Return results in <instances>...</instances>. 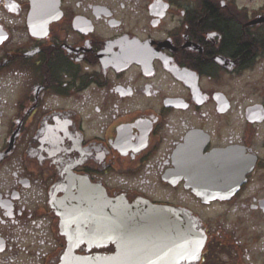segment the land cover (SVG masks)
<instances>
[{"label": "flooded vegetation", "instance_id": "obj_1", "mask_svg": "<svg viewBox=\"0 0 264 264\" xmlns=\"http://www.w3.org/2000/svg\"><path fill=\"white\" fill-rule=\"evenodd\" d=\"M261 19L243 0H0V264H61L57 205L88 188L190 220L204 244L180 264H264V100L232 95L264 67Z\"/></svg>", "mask_w": 264, "mask_h": 264}, {"label": "water", "instance_id": "obj_2", "mask_svg": "<svg viewBox=\"0 0 264 264\" xmlns=\"http://www.w3.org/2000/svg\"><path fill=\"white\" fill-rule=\"evenodd\" d=\"M56 212L68 242L61 264H180L193 261L204 244L192 222L177 213L147 203L112 200L90 188L79 200H63ZM81 241L89 248L112 243L116 250L105 257H79L73 247Z\"/></svg>", "mask_w": 264, "mask_h": 264}, {"label": "rangeland", "instance_id": "obj_3", "mask_svg": "<svg viewBox=\"0 0 264 264\" xmlns=\"http://www.w3.org/2000/svg\"><path fill=\"white\" fill-rule=\"evenodd\" d=\"M243 3L248 5L252 11H259L264 8V0H243ZM259 76H263L264 79V67L260 68V72L246 73L242 77L232 78V95L235 101H243L244 105L251 103H257L264 100L261 93H258L257 89L253 87ZM263 98V99H262Z\"/></svg>", "mask_w": 264, "mask_h": 264}]
</instances>
